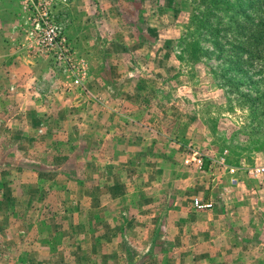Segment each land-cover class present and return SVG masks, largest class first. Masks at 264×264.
<instances>
[{"label":"rangeland","instance_id":"374dc122","mask_svg":"<svg viewBox=\"0 0 264 264\" xmlns=\"http://www.w3.org/2000/svg\"><path fill=\"white\" fill-rule=\"evenodd\" d=\"M247 1L0 0V264H264Z\"/></svg>","mask_w":264,"mask_h":264},{"label":"trees","instance_id":"16d2710c","mask_svg":"<svg viewBox=\"0 0 264 264\" xmlns=\"http://www.w3.org/2000/svg\"><path fill=\"white\" fill-rule=\"evenodd\" d=\"M237 2L238 1H240V0H236ZM247 5L249 6V7H254V6H256L257 7V9L260 11V17L262 18V19H264V0H248L247 1ZM206 7H207V5H205ZM241 9H243V6H242V8ZM241 9H240V7L235 11L236 13H238V14H236V19H238V16L240 15L239 14V11H241ZM203 15L200 17V18H197L198 20H197V23H198V25L199 26H201V24L203 23ZM233 17H230V19H232ZM208 19V16L206 17V19L204 20V23H207L206 21H208L207 20ZM250 19V17L249 18H247V21ZM193 21V20H192ZM249 26H251V27H255L256 29H257V32L255 33V34H258V36H251V37H247L245 40L243 39V37H242V41H239L238 42V44H237V47L236 46H234V47H231V50L229 51V52H231V53H238V52H240V51H242L243 50V48H244V46H245V44H247V43H250V44H256V45H260V44H264V29H263V26H264V22H261V24H260V26H255L253 23H249L248 24ZM231 27H230V25H227L226 26V32H227V30L228 29H230ZM235 30H236V32H238V33H236V34H239V31H241V24L238 22V24H236V27H235ZM191 35V33H189L188 31H187V34H186V36L187 37H189ZM227 43H228V40L226 41ZM190 48L191 49H194V51H195V48H196V43L194 42V41H192V42H190ZM256 48H257V46H256ZM255 51L256 52H258L257 51V49H255ZM250 57V59H252V58H254L252 55H250L249 56Z\"/></svg>","mask_w":264,"mask_h":264},{"label":"built area","instance_id":"2783aa9c","mask_svg":"<svg viewBox=\"0 0 264 264\" xmlns=\"http://www.w3.org/2000/svg\"><path fill=\"white\" fill-rule=\"evenodd\" d=\"M44 42L45 43V47L47 49H53L57 46L56 44V34L54 32V29L50 28L47 32H46V37L44 39ZM184 164L186 166H193V167H196L198 169L202 168L204 166V160L202 158V156L193 151L192 153H190L184 160ZM223 164V163H222ZM228 172L229 174H233L234 173V169L232 168H228ZM251 175L257 177V176H264V167H259V168H256L254 170H251L249 171ZM192 207L195 208V209H208L211 207V204L210 203H203L202 201L200 200H194L192 202Z\"/></svg>","mask_w":264,"mask_h":264}]
</instances>
